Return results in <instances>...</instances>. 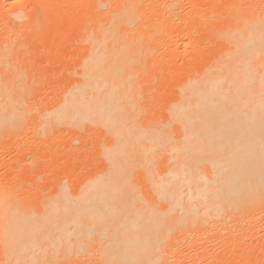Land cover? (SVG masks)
Here are the masks:
<instances>
[{"label":"bare ground","instance_id":"obj_1","mask_svg":"<svg viewBox=\"0 0 264 264\" xmlns=\"http://www.w3.org/2000/svg\"><path fill=\"white\" fill-rule=\"evenodd\" d=\"M204 3L2 5L0 264L259 263L264 0ZM67 16L76 61L54 85L37 47H61Z\"/></svg>","mask_w":264,"mask_h":264},{"label":"rangeland","instance_id":"obj_2","mask_svg":"<svg viewBox=\"0 0 264 264\" xmlns=\"http://www.w3.org/2000/svg\"><path fill=\"white\" fill-rule=\"evenodd\" d=\"M198 1V3L199 4H204V6L208 3V2H206V4L204 3L205 1H207V0H197ZM201 1H202V3H201ZM229 0H224V2L225 3H227ZM1 2H3V3H1ZM7 4V0H0V8H2V5L4 6V8H6L7 7V5H9V4H5V3ZM66 3H68V5H62V8H61V6L59 5L58 6V8L57 7H55L54 9H53V12L55 11V14H53L52 13V15H54L55 17L54 18H56L55 19V21H57V20H59V19H57V15L58 14H56V13H60L61 12V10L62 11H67L66 9H68L67 8V6H69V2H66ZM10 6V5H9ZM9 6L7 7V8H9ZM60 7V8H59ZM56 9V10H55ZM57 9H61V10H57ZM65 9V10H64ZM57 11V12H56ZM58 11H60V12H58ZM69 12V11H68ZM67 12V13H68ZM65 13L66 15H68V16H70L71 15V17H72V15H74L75 14V12L72 14V12H70V14L68 13ZM51 15V14H50ZM65 15V16H66ZM75 15H77V14H75ZM67 16V19H65V20H63L64 21V23L60 20V23L62 24V26L60 27V28H58L59 30L60 29H62V30H60V32H56L55 31V35H53V37L52 38H54L53 40H58V42H60V44H61V47H57L56 48V44L54 43V46H55V48H56V50L58 51V49H60L58 52H57V55L56 54H53V52H54V50H55V48L54 47H52L53 48V50H52V48H50V54H48V51L46 50V53L45 54H43L44 52H42V51H45L44 49H47V47H48V50H49V45L50 44H47V39H46V44L45 43H43V44H45V45H43V47H42V45L40 44V45H38V47L37 48H39V51H41V53H40V55H39V57H38V59L37 60H39V63H38V66H41V67H43V70L44 69H46L47 70V72H48V70H50V72H52V73H50V75H52V76H50L51 78H50V80L52 81V82H54V80H55V82L53 83L54 85L55 84H57L56 82H59V80L60 79H62L61 81H62V83H63V79H65V78H63V74L62 73H65V69L67 68H69L70 66V68H72V67H74V65H75V61H76V53L74 52V50H75V46L73 47L72 45H70L71 43V41H69V39L71 40L73 37L71 36L72 35V32L71 31H73V29H72V26H73V21H71V18L70 17H68ZM51 17V16H50ZM53 17V16H52ZM74 17V16H73ZM75 17H78V15L77 16H75ZM69 18H70V20H69ZM53 19V18H52ZM50 20H51V18H50ZM54 21L52 20V22L51 23H53ZM56 23H54V25H55ZM60 24V25H61ZM57 25L59 26V23L57 22ZM56 25V27H58ZM72 29V30H71ZM70 30V31H69ZM63 32L65 33V34H63ZM68 32V33H67ZM59 33H62V34H59ZM74 35V34H73ZM67 37H68V39H67ZM71 37V38H70ZM65 38V39H64ZM68 42H67V41ZM70 43V44H69ZM59 44V45H60ZM73 44V43H72ZM47 45V46H46ZM74 45V44H73ZM63 46V47H62ZM51 47V46H50ZM66 49V50H65ZM74 49V50H73ZM65 52V53H64ZM62 53V54H61ZM72 53H73V55H72ZM46 54H48V55H46ZM70 54V55H69ZM177 55H175V56H178V58H176V57H174L176 60H174V61H176L177 63H178V65H179V62H180V65H182V63L184 64L185 63V61L184 60H182V61H184V62H182V61H180L181 60V58L183 57H181L178 53H176ZM52 57H51V56ZM57 56V57H56ZM56 57V58H55ZM73 57H75V58H73ZM45 58V59H44ZM48 58H50V59H48ZM55 58V59H54ZM182 59H184V57L182 58ZM179 61V62H178ZM45 62V63H44ZM72 64H71V63ZM182 62V63H181ZM36 63H37V61H36ZM45 64H48L47 66L45 65ZM53 64V65H52ZM54 64H55V66H54ZM74 64V65H73ZM68 65H70V66H68ZM37 66V67H38ZM41 67H40V69H41ZM61 67V68H60ZM64 69V70H63ZM42 70V69H41ZM45 70V71H46ZM44 71V72H45ZM63 71V72H62ZM62 72V73H61ZM56 73V74H55ZM62 74V75H61ZM58 77H59V79H58ZM57 78V79H56ZM51 81H49L48 82V84H52V82ZM66 82V81H65ZM47 84V85H48ZM54 85L52 86V88L50 87V85H48V86H46V88H47V90H49L48 92H50V90L52 89H54ZM45 88V87H44ZM45 90V89H44ZM47 90H45L46 92H47ZM51 90V91H52ZM47 92V93H48ZM51 93V92H50ZM0 164H1V161H0ZM0 169H1V166H0ZM1 171V170H0ZM9 176V175H8ZM9 177H11V176H9ZM12 178V177H11ZM27 178V177H26ZM29 178V177H28ZM30 178H31V176H30ZM43 182H41V184H42ZM50 185V184H49ZM48 185V182H47V185H45V182L43 183V186H49ZM42 186V187H43ZM47 188H49V187H47ZM43 190H45L46 188H42ZM50 189V188H49ZM49 189H46V191L47 190H49ZM29 192V191H28ZM27 193V192H26ZM263 239V240H262ZM258 244L262 241V243H261V245H263V247H264V235L263 236H261L260 237V240L258 239ZM257 241H255V243H256ZM255 243H253V244H251L250 245V247H248V248H250V249H247V250H249V251H247V253L248 254H250V253H253L252 252V248H253V250H254V247L257 245V243L255 244ZM255 244V245H254ZM254 245V246H253ZM233 247V246H232ZM230 248V247H228V249H227V247H226V250H225V248L223 249L222 247H220L221 248V250L219 249V247H216V249L218 248V250H215V249H212V251H213V254L214 253H216V255H215V257H219V259H222L223 258V255H225L226 256V259H227V261H228V263H233L235 260H236V262L237 261H239V262H235L236 264H242V260L240 261L239 259H241V257L240 256H238V257H240V258H238V260H237V256L236 255H238V254H241V252L242 251H239V249L237 250V249H235L234 248V251H232V249L233 248ZM263 247H260V250L262 249V250H264V248ZM211 249V248H210ZM209 249V250H210ZM225 250V251H224ZM230 250V251H229ZM229 251V252H228ZM236 251H238V252H240V253H238V254H236L237 252ZM251 251V252H250ZM224 252V253H223ZM228 252V253H227ZM234 252H236L235 254H234ZM250 252V253H249ZM209 254H210V252H208ZM221 253V254H220ZM231 253V254H230ZM261 254H260V257H261V260L259 261V263L257 262V264H264V251H262V252H260ZM232 254H234V255H232ZM211 255H212V252H211ZM231 256L230 258H229V256ZM242 255V254H241ZM228 257V258H227ZM208 258V260L210 261L211 260V258H213V257H211L210 255L207 257ZM206 258V259H207ZM225 258V257H224ZM224 258L222 259L224 262L226 261V260H224ZM235 258V260L234 261H232L233 259ZM192 260V259H191ZM208 260H203L204 262L206 261V262H208ZM227 261H226V263L225 264H227ZM253 261V260H252ZM251 261V263L252 264H254L255 263V261H253L252 262ZM188 262H190V260L188 261ZM192 262H194V260L193 261H191V263ZM204 262H201V263H199V264H202V263H204ZM205 262V263H206ZM246 263V262H245ZM251 263H247V264H251ZM256 264V263H255Z\"/></svg>","mask_w":264,"mask_h":264}]
</instances>
